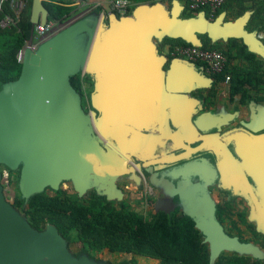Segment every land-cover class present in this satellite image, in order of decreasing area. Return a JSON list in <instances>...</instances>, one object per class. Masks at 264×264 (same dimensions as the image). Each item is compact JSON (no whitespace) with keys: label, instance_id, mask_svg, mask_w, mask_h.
Returning <instances> with one entry per match:
<instances>
[{"label":"water","instance_id":"1","mask_svg":"<svg viewBox=\"0 0 264 264\" xmlns=\"http://www.w3.org/2000/svg\"><path fill=\"white\" fill-rule=\"evenodd\" d=\"M183 10L178 0L172 1L170 9L162 1L141 4L129 15L93 10L36 51L25 49L18 78L0 85V165L19 172L23 208L29 197L46 189L58 191L64 182L79 198L93 187L107 201H121L123 193L116 181L133 175L127 159L137 147L162 139L182 143V137L170 135L169 120L177 127L184 124L185 141H192L198 132L189 123L193 103L182 92L202 77L179 58L164 70L168 59L157 45L164 38L198 47L203 35L211 42L241 40L264 60V45L255 33L245 30L249 13L224 22L225 12L212 21L204 12L182 18ZM47 20L43 0H32L30 23ZM81 73L95 79L92 112L85 110L80 93L70 83ZM154 124L161 136L143 132ZM254 124L246 126L255 131ZM195 125L199 131L206 130L198 121ZM217 144L233 159L224 145ZM258 145H253L251 160L263 165L256 166L260 172L254 177L264 178V142ZM1 180L0 173V264H112L86 253L72 254L53 225L33 229L25 213L6 200ZM203 203L195 205L202 217L195 227L208 245L210 264L223 251L263 259L253 245L224 234L214 218L213 203L208 199Z\"/></svg>","mask_w":264,"mask_h":264},{"label":"flooded vegetation","instance_id":"2","mask_svg":"<svg viewBox=\"0 0 264 264\" xmlns=\"http://www.w3.org/2000/svg\"><path fill=\"white\" fill-rule=\"evenodd\" d=\"M199 38L206 40V37ZM167 59L165 71L173 58ZM189 64L202 77L194 82L193 88L182 92L193 103L189 123L195 126L197 134H193L192 141H185L184 124L177 127L169 120L170 135L182 137V143L162 139L137 147L127 159L134 173L116 181L123 198L114 202L136 209L132 205L142 200L145 212L150 208L149 215L179 212L192 215L197 221L202 217L196 214L195 205L202 206L208 199L213 203L214 218L224 234L253 245L264 259V178L254 177L255 172H260L256 166L263 164L255 165L251 160L253 145L264 142V138L258 139L264 135V86L249 88L244 99L243 93L230 91L231 78L228 82L218 81L198 64ZM94 85V77L89 76L88 112L93 111L90 97ZM196 121L206 130L199 131ZM254 122L257 130L247 128V124ZM158 130L154 124L143 132L158 137L162 135ZM217 142L226 147L234 160ZM200 146L197 151L192 150ZM92 192L96 193L93 187L88 190V197Z\"/></svg>","mask_w":264,"mask_h":264},{"label":"trees","instance_id":"3","mask_svg":"<svg viewBox=\"0 0 264 264\" xmlns=\"http://www.w3.org/2000/svg\"><path fill=\"white\" fill-rule=\"evenodd\" d=\"M31 2L27 0L18 28L0 29V85L17 79L20 74L21 64L17 63L15 56L29 37ZM43 6L48 12L49 21L61 20L73 9L70 4L55 0H43ZM183 7L182 18L195 16L196 13L188 11L185 4ZM132 10L129 9L126 15ZM223 12L234 19L249 13L245 30L255 33L264 43V0H229L217 10L215 16ZM200 37H206L201 41L202 48L220 50L229 60L240 62L238 69L226 70L215 77L218 81H224L225 76L231 74L229 88L232 93H243L246 99L249 88L264 86V60L250 52L241 40L229 39L225 48L220 49L206 35ZM157 45L163 54L166 47L170 51L176 46L189 44L181 39L164 38ZM166 56L170 58L168 53ZM196 64L202 68L201 64ZM88 77L85 75L81 79L78 74L70 79L71 85L82 97L85 110H88V89L84 96L82 84L88 86ZM6 170L7 184L17 182L19 172ZM11 204L25 213L33 229L40 231L50 224L68 242V246L78 244L79 251L75 255L86 253L94 258L95 254L106 250L110 254L130 256L123 264H138L136 257L156 260L158 264H210L208 245L196 229L195 221L186 214L157 212L143 216L122 202H109L94 192L89 197L87 194L79 198L63 188L58 191L46 189L29 197L25 208L18 191ZM213 264H264V259L221 253Z\"/></svg>","mask_w":264,"mask_h":264},{"label":"built area","instance_id":"4","mask_svg":"<svg viewBox=\"0 0 264 264\" xmlns=\"http://www.w3.org/2000/svg\"><path fill=\"white\" fill-rule=\"evenodd\" d=\"M60 3L72 5V11L68 16L61 20H47L44 24H31L29 37L24 41L22 48L17 52L15 58L18 64H21L24 57V51L29 48L31 51L36 49L46 40L74 23L83 15L95 10L98 5H92L90 0H55ZM229 0H184L188 11L194 13L204 12L209 20L216 18V12L220 7ZM27 0H0V29H8L11 27L18 28ZM114 12L118 15H126L131 7L129 0H112L111 2ZM183 5V4H182ZM204 9L207 11L205 13ZM195 14V15H196ZM170 58H179L189 63H199L202 69L212 76L221 75L224 71H231L229 59L220 50L204 49L198 46H176L169 51ZM83 79L85 74H79ZM231 74L225 76L228 82ZM83 94L85 96L88 86L82 84Z\"/></svg>","mask_w":264,"mask_h":264},{"label":"rangeland","instance_id":"5","mask_svg":"<svg viewBox=\"0 0 264 264\" xmlns=\"http://www.w3.org/2000/svg\"><path fill=\"white\" fill-rule=\"evenodd\" d=\"M182 4H184V0H179ZM166 6L167 8H170V2L166 1ZM75 10V9H74ZM73 10V11H74ZM222 13H220L219 15H221ZM218 15V16H219ZM224 22H229V21H235L236 19H234L233 17H231V15H229V13H225L224 14V18H223ZM220 41V42H219ZM214 43H217V46L220 49H224L225 48V41H215ZM262 43V41H261ZM264 45V43H262ZM164 54L166 55L168 52V48H165L163 50ZM185 61V60H183ZM229 65L231 70H234V68L238 69L240 67V62L238 60H234L231 59L229 60ZM7 169V168H6ZM5 169L4 166L0 165V173L2 174V185H3V191H4V195L7 201H9L10 203L13 202L14 197L18 194V181L17 182H12L11 184H7L8 181V171ZM61 188L65 189L66 191H68V193L70 194H76L74 189L72 188L71 184L69 182H64L61 185ZM88 193H86L82 198L86 197ZM142 200H140L138 203V205H132L134 206L136 209V211H138L140 214L144 215L145 213H147L149 215V209H147V212H145V209L143 208V204L141 203ZM141 203V204H140ZM146 214V215H147ZM145 215V216H146ZM147 215V216H148ZM68 250L73 254L77 253L79 251V245L78 244H71L68 246ZM229 254L227 251L222 252ZM94 259L96 260H106L112 264H123L124 261H127L130 259V256L128 255H123V254H110L108 253L106 250L102 251L101 253L95 254ZM138 264H158V262L155 261H151L147 258H139V260L137 259Z\"/></svg>","mask_w":264,"mask_h":264},{"label":"crops","instance_id":"6","mask_svg":"<svg viewBox=\"0 0 264 264\" xmlns=\"http://www.w3.org/2000/svg\"><path fill=\"white\" fill-rule=\"evenodd\" d=\"M131 3V7L130 9H134L135 7H137L138 5L141 4H152L154 2H157L158 0H129ZM167 2H170V7H171V3L173 0H162V2H164L166 4ZM112 0H90V3L93 5H98L97 8L95 10H97L100 13H110V12H114L112 5H111ZM179 4L182 5V3L178 0ZM183 6V5H182ZM74 9H72L73 11ZM74 12V11H73ZM139 258L142 257H136V259L139 260ZM151 261H155L158 262L156 260H152L149 259Z\"/></svg>","mask_w":264,"mask_h":264}]
</instances>
